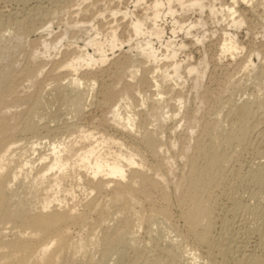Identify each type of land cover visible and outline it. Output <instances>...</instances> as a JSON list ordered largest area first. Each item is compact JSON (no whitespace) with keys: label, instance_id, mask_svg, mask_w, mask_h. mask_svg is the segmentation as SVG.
<instances>
[{"label":"rangeland","instance_id":"1","mask_svg":"<svg viewBox=\"0 0 264 264\" xmlns=\"http://www.w3.org/2000/svg\"><path fill=\"white\" fill-rule=\"evenodd\" d=\"M153 1L134 8L136 0H0V81L11 73L16 88L0 108V123L6 121L8 125L0 140L15 142V159L30 155L27 158L36 160L38 153H49L54 143L61 145L64 162L74 161L89 143L110 137L124 145L108 142L100 153L112 158L120 150L133 152L141 164L140 170L159 187L152 190V200H146L141 195L146 188L131 178L118 189L111 183L98 191L86 185L89 173L84 172V184L78 180L80 175L68 173L65 184L75 191L74 199L70 196L68 201H76L83 223L66 226L70 234L67 248L49 264H193L194 257L201 259L200 264H211L206 261L207 248L197 245L194 236L188 235L182 213L186 205L181 207L179 202L187 193L188 161L196 152L198 139L209 147L214 144L222 158L212 169L214 181L209 191L215 213L211 234L221 245L216 244L214 258L222 263L212 264H247L251 256L264 259V183L258 180L264 167V0H240L238 4L234 0H202L207 6L214 5L216 13L208 7L187 11L179 5H175L174 16L166 15L164 10L158 23L166 30L165 38H173L170 31L175 26L178 33L174 40L187 45L178 53L177 59L182 61L180 77L171 72V60L164 59L158 66L147 62V67H140L145 56L136 49L128 51L147 38L154 26L148 20L145 35H137L131 30V19H124L120 11L129 9L137 16H146ZM229 7H235L237 13L233 14ZM233 16L243 17L245 23L236 28L231 23ZM196 20L202 24L187 36L186 30ZM114 30L123 47L112 54L105 46L108 61L94 67L83 66L78 76L63 67L77 55L78 45L85 47L89 35L103 42L111 39ZM224 32L237 38L236 49L223 51ZM197 37H204L203 42L198 43ZM45 39L56 47L49 56L34 59V49L43 50ZM152 42L157 48L162 45L155 37ZM94 47L97 45L89 46L87 51L93 54ZM191 66L197 67L193 73L188 71ZM29 68L38 71L27 79L23 74ZM157 69L162 70L150 73ZM166 69L170 75L163 72ZM145 72L159 81L162 99L152 82L139 81ZM59 82L66 86L64 97L54 90ZM7 83L0 85V91ZM127 83L133 86L134 100L123 97ZM36 93L44 100L43 108L31 111V103L14 106L15 96ZM230 99L238 103L256 101L253 105L257 113L250 120L252 127L246 136L228 141L239 134L226 122L232 118ZM116 103L132 104L131 112L137 115L142 111L150 131L164 132V146L159 153L147 151V128H140L138 123L132 133L116 130L109 120ZM164 111L179 114L165 121ZM5 116L7 119L3 120ZM89 132L93 136L85 139ZM33 146L37 148L36 155L32 154ZM109 150L113 151L111 155L107 154ZM4 164L9 168L7 157ZM130 180L135 196L127 185ZM93 201L99 205L91 204ZM163 212L168 213L169 219L161 218ZM10 227L0 223L2 232L11 234ZM180 233H187L188 237L172 248V240L180 239ZM80 238L84 249L78 247ZM108 240L109 249L105 251ZM222 244L227 248L224 257L220 252ZM31 264L43 263L32 258Z\"/></svg>","mask_w":264,"mask_h":264},{"label":"bare ground","instance_id":"2","mask_svg":"<svg viewBox=\"0 0 264 264\" xmlns=\"http://www.w3.org/2000/svg\"><path fill=\"white\" fill-rule=\"evenodd\" d=\"M239 1L240 0H234V3L238 4ZM241 1L247 2L248 0ZM143 3L146 4L147 0H136L134 8L141 4L143 5ZM146 5L148 6V4ZM175 5H179L183 10L187 11L196 8L203 10L207 7L211 13H216L217 11V8L214 5L210 4L207 6L202 0H154L149 4L151 12L150 14L147 13L146 16H137L133 10L130 11L129 9L120 12L124 19H131V30L137 35H145L144 30L148 20H150L154 26L149 32V39L148 37H145L142 42L136 43L135 47H129L128 49L129 52L136 49L138 54L145 56V60L143 63L141 62L140 67H147V62L156 63V66H158L161 61L168 59L172 62L171 72H173L175 76L180 77L182 61L177 59L178 53L180 50L186 48L187 45L184 41L177 43L174 40V36L178 33L177 27L173 26L170 31L174 35L173 38L169 37V39H166V30L158 23L164 10H166V15H175L177 11ZM229 11H233V14L237 13L235 7H229ZM118 12L119 11L114 12V14ZM176 23L178 22L174 21V24ZM231 23L238 28L245 23V20L243 17L237 18L233 16L231 18ZM198 24H202V21L196 20L193 25L191 24L185 32L186 35H192L193 28ZM66 33L67 29L62 32L59 42L62 41ZM152 37H155L161 42L162 45L160 48H157L154 45ZM236 39L237 38H235L232 33L224 32V42L222 44L223 51L228 52L236 49ZM203 40L204 37L196 38L198 43L203 42ZM42 45L43 50L34 49V59H39L42 56H49L51 50L56 47L54 43L47 39L42 42ZM94 45H97V47H94V52L91 54L87 51V48ZM105 46H109L108 50H110L112 54L115 53V49H121L123 47V43L118 39L116 30L113 31L111 39L103 42H100L96 40L95 37L89 35L85 47L82 48L78 45L77 48L79 52L77 55L71 61L65 63L63 67L71 69L75 75L78 76V72L83 66L94 67L95 65L103 64L110 59L107 52L108 50L105 49ZM80 53L82 55H78ZM96 54L98 55L96 56ZM85 56L88 57L87 61L84 60ZM160 70L162 69L151 70L150 73L154 74ZM196 70L197 67L194 66L188 68L189 73H193ZM37 71L38 69L33 68L26 69L23 74L24 78L30 79L35 77ZM163 72L166 73V75H170L168 69ZM72 80L75 82L77 79ZM79 80H81V78ZM14 81L11 73L5 74L0 81V85L8 82L7 86L0 91V108H3L5 105V97L9 94L15 93L16 88H14ZM139 81L143 83L152 82V85L154 84L153 87L156 86L155 91H157V96L162 99L160 96L161 91L159 81L155 80L153 76L150 77L145 72ZM132 87L131 83L126 84V87L123 90V97L125 96V98L127 97L131 100L135 99V93ZM54 90L59 97H64L66 95V86L63 85L62 82H59L58 84L56 83ZM261 90L264 91V88H261ZM137 92L142 95L140 89H138ZM142 96L144 98V95ZM14 102V106L31 103V111L43 108L44 106L42 96L37 93L34 95L26 94L21 97L15 96ZM254 102L256 103V101L248 99L242 103H238L233 99L229 100L231 107L230 113H232V116L230 115V117L232 118H228L229 121L226 122H228L227 125L231 128L235 127L239 134H237V137L236 135L230 137L228 141L235 138L239 139V137L242 136L244 137L250 131V127H252L250 120L252 116L257 113V109L256 111L254 110ZM132 108V104L127 105L125 103H116L113 106V109H111L112 116L109 120L115 126L116 130L127 131L128 133L135 132L137 123L140 128H147L145 129L147 132L146 149L153 155L159 153L164 146V132L161 131L156 133L154 131L153 133L150 131L147 127L148 125H145L147 124L145 120L147 118H144L142 111L139 110L136 115L131 112ZM178 114L179 113L169 114V111H164L162 113V118L166 121ZM2 119L5 120L7 118L5 116ZM7 127L8 125L6 121L1 122L0 134L7 131ZM254 127L255 126H253V128ZM92 136L93 133L89 132L84 135V138L89 139ZM108 142L113 143V146L116 144L124 145L121 142L119 143L115 138L111 139L110 137L103 141L95 140V142L89 143L85 147L84 153L80 158L74 161L66 160L64 162L60 155L63 151L61 145L53 143L48 149L49 153H38L36 160H33L32 157L27 158L30 157V155L25 156V158L21 160L20 157L15 159V156L17 155L16 150L18 149L17 147H12L15 142L5 140L4 138L0 140V223L11 225V229L9 228L11 234H8L9 232L0 231V264H31L32 258H37L43 264H49L55 258H60L65 252L70 239V234L65 229L66 226L69 223H83V213L79 212L76 201L73 200L75 192L74 188H68L67 184H65L68 173L70 172L80 175L78 180L83 184L84 172L89 173L85 183L87 186L93 188V190L98 191H102V189H105V187L109 186L111 183H114L116 186L115 188L118 189L122 187L124 180L131 178L133 182H139L144 188H146L145 191H142V197L146 200H152V195H154L152 190H157V188L159 190V187L140 170L139 167L141 164L139 160L136 159V154L120 150L112 158L103 156V153H100L101 147L103 148ZM195 142L194 147L196 152L188 161L189 166L186 174L188 184L187 193H185L183 197H180L179 202L181 207L186 205L185 209L182 210V213L184 223H186L185 225L189 231H187L188 235L194 236L197 245H200L201 247L205 246L207 248L206 261L216 263L219 258H214L215 249L217 245L220 244L217 243L219 240L216 241L211 234L214 227L215 213L212 201L213 197L210 196L209 191L210 187L213 186L214 181L212 169L221 163L222 158H219L217 155L214 144L209 147L203 143V140L198 139ZM35 153H37V148L33 146L32 154ZM112 153L113 151L109 150L107 154L111 155ZM5 157L9 159V168L4 164ZM158 162L159 164H157L159 166L163 165L161 160ZM128 173H130V175H128ZM258 176L260 183H264V167L263 171ZM131 180L127 185L130 188V194L135 196V193L132 190L133 186L130 183ZM86 185L84 186L85 188H87ZM62 193L65 194L62 196ZM70 196L73 198L72 203L68 201ZM162 196L164 200H168L167 195L162 194ZM117 199L119 198L115 197V200ZM91 204H95L96 206L99 205L96 204L95 201ZM161 218L163 220L169 219L168 213L163 212ZM186 234H178L180 239L172 240V248L177 247L176 245L178 241H182V238L185 239V237H188ZM77 243L80 249L85 248L84 240L82 238H80ZM109 243L110 240L105 244V251L109 249ZM224 248L225 246L223 247V250L220 251L223 257L226 254L227 249ZM220 252L217 254H220ZM249 256L251 255L249 254ZM259 257H248L247 264H264V259ZM200 260L199 257H194L193 264H200ZM202 264L204 263L202 262Z\"/></svg>","mask_w":264,"mask_h":264}]
</instances>
